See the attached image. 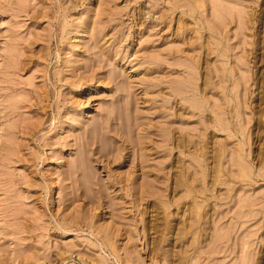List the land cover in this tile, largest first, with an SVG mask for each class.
Segmentation results:
<instances>
[{
  "label": "rangeland",
  "instance_id": "374dc122",
  "mask_svg": "<svg viewBox=\"0 0 264 264\" xmlns=\"http://www.w3.org/2000/svg\"><path fill=\"white\" fill-rule=\"evenodd\" d=\"M0 264H264V0H0Z\"/></svg>",
  "mask_w": 264,
  "mask_h": 264
},
{
  "label": "bare ground",
  "instance_id": "6f19581e",
  "mask_svg": "<svg viewBox=\"0 0 264 264\" xmlns=\"http://www.w3.org/2000/svg\"><path fill=\"white\" fill-rule=\"evenodd\" d=\"M239 147V146H238ZM244 168V167H243ZM219 172V171H218ZM233 173V172H232ZM242 175V174H241ZM245 176V175H244ZM188 192H190V191H188ZM187 192V193H188ZM201 203V202H200ZM197 204V203H196ZM201 205V204H200ZM196 207V206H195ZM201 207V206H200ZM197 210V209H196ZM196 210H195V214H196ZM199 210V209H198ZM197 215H195V217H196ZM197 218V217H196ZM199 218V217H198ZM198 222V221H197ZM197 259V258H196ZM199 260V259H198ZM197 261V260H196Z\"/></svg>",
  "mask_w": 264,
  "mask_h": 264
}]
</instances>
